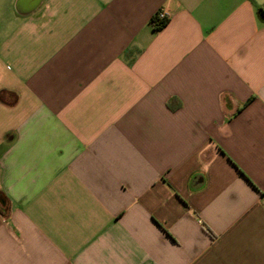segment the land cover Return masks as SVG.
<instances>
[{
	"label": "crops",
	"instance_id": "crops-1",
	"mask_svg": "<svg viewBox=\"0 0 264 264\" xmlns=\"http://www.w3.org/2000/svg\"><path fill=\"white\" fill-rule=\"evenodd\" d=\"M259 9L0 0V264H264Z\"/></svg>",
	"mask_w": 264,
	"mask_h": 264
},
{
	"label": "trees",
	"instance_id": "trees-1",
	"mask_svg": "<svg viewBox=\"0 0 264 264\" xmlns=\"http://www.w3.org/2000/svg\"><path fill=\"white\" fill-rule=\"evenodd\" d=\"M250 1L253 2V0H250ZM258 11L260 15L262 16V18H264V10L259 9ZM168 22H169L168 18L161 19L159 15L157 14L152 18L151 25H152L154 32L157 33L163 30L167 26Z\"/></svg>",
	"mask_w": 264,
	"mask_h": 264
},
{
	"label": "built area",
	"instance_id": "built-area-1",
	"mask_svg": "<svg viewBox=\"0 0 264 264\" xmlns=\"http://www.w3.org/2000/svg\"><path fill=\"white\" fill-rule=\"evenodd\" d=\"M158 15H159V17H160L161 19L166 18V14L163 13V12H159Z\"/></svg>",
	"mask_w": 264,
	"mask_h": 264
}]
</instances>
